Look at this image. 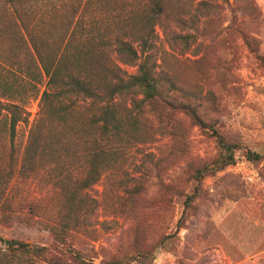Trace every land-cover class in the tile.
Here are the masks:
<instances>
[{"label":"rangeland","instance_id":"374dc122","mask_svg":"<svg viewBox=\"0 0 264 264\" xmlns=\"http://www.w3.org/2000/svg\"><path fill=\"white\" fill-rule=\"evenodd\" d=\"M123 1L117 2L118 20L131 13L140 22L157 1L164 7L142 56L149 53L156 67L161 98L192 105L208 126L245 148L236 150V163L203 180L179 227L185 193L195 186L190 172L199 159L215 156L217 145L209 127L167 104L132 111L134 125L119 106L117 151L89 188L77 189L86 174L79 157L47 156L19 175L46 79L34 77V64L14 39L0 34V96L5 104L8 97L25 107L14 132L7 106L0 115V168L5 175L14 168L7 190L14 209L32 215L33 204L38 212L32 216L56 221L72 192L85 201L67 244L23 220L0 221V235L47 245L69 264H77L74 248L89 264H264V0ZM64 5L44 17L55 22L44 33L61 30ZM121 65L128 73L137 70ZM246 148L263 157L249 160Z\"/></svg>","mask_w":264,"mask_h":264},{"label":"trees","instance_id":"16d2710c","mask_svg":"<svg viewBox=\"0 0 264 264\" xmlns=\"http://www.w3.org/2000/svg\"><path fill=\"white\" fill-rule=\"evenodd\" d=\"M117 2L0 0V34L6 39H14L28 63L34 64L37 70L34 77L46 79L38 117L30 128L18 174L23 176L24 170H34L36 163L47 156L54 160L79 157L84 162L82 167L86 174L78 181L77 189L89 188L110 167L111 157L117 151L123 124V120L118 118L119 106L123 105L130 112L126 123L134 125L136 121L132 111L140 113L145 108L157 111L160 103L167 104V108L183 112L200 128L207 130L209 127L217 145L215 156L199 159L190 172L189 179L195 181V186L192 193H185L184 207L177 222L179 227L185 220L186 210L199 194L203 180L236 163V150L245 147L229 141L216 128L208 126L192 105H176L161 98L156 67L150 63L149 53L144 58L142 56L150 47L155 26L161 24L162 3L157 1L151 11L144 12L137 22L131 13L118 20L121 15H118ZM63 4L66 17L61 30L44 33V29L55 25L53 20L46 22L44 17ZM135 42L141 46V51ZM121 64L136 66L137 70L128 73ZM6 99L7 104L0 96V115L7 106L14 132L25 107L14 98ZM125 99L128 102L123 104ZM245 153L249 160L263 157L262 153L250 148H246ZM13 169L7 178L8 174H2L0 168V221L4 224L16 220L41 224L56 242L67 244L70 233L80 221L79 212L84 199L77 200L76 193L72 192L62 203V215L56 221H41L32 216L38 212L33 204L29 207L32 215H21V211L14 209V199L7 193ZM73 250V262L89 264L79 250ZM0 264L69 262L47 245L0 235Z\"/></svg>","mask_w":264,"mask_h":264}]
</instances>
